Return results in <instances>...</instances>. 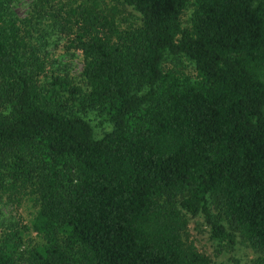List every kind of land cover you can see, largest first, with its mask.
I'll list each match as a JSON object with an SVG mask.
<instances>
[{
    "label": "trees",
    "instance_id": "16d2710c",
    "mask_svg": "<svg viewBox=\"0 0 264 264\" xmlns=\"http://www.w3.org/2000/svg\"><path fill=\"white\" fill-rule=\"evenodd\" d=\"M1 196L0 264H264V0H0Z\"/></svg>",
    "mask_w": 264,
    "mask_h": 264
},
{
    "label": "rangeland",
    "instance_id": "374dc122",
    "mask_svg": "<svg viewBox=\"0 0 264 264\" xmlns=\"http://www.w3.org/2000/svg\"><path fill=\"white\" fill-rule=\"evenodd\" d=\"M24 4H19L17 10H23ZM51 56L54 57V66H59L60 71H68L73 77H79L78 73L81 69L82 59L78 52H62L61 50H55L51 52ZM86 118L92 124L95 135H100L104 130L110 127V124L99 119L94 111L86 113ZM28 217V204L25 206H15L14 202H9L5 199V196L0 197V228L15 229L22 224V221H26ZM199 221H201L199 219ZM196 223V222H195ZM196 224L200 225L199 222ZM194 220L189 221L190 233L194 237L197 246L206 252L212 260L213 264H219L220 262H230L236 260L239 264H248L258 257L262 258L259 252L254 251L248 243L239 235H236L235 239L231 243L223 241L222 243H216L207 237V229L205 225L192 228ZM32 236V234H30ZM217 254V255H216Z\"/></svg>",
    "mask_w": 264,
    "mask_h": 264
}]
</instances>
